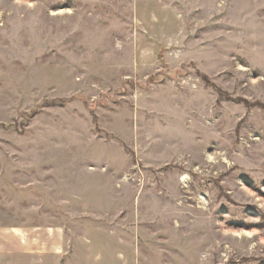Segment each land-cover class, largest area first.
<instances>
[{"label":"rangeland","instance_id":"obj_1","mask_svg":"<svg viewBox=\"0 0 264 264\" xmlns=\"http://www.w3.org/2000/svg\"><path fill=\"white\" fill-rule=\"evenodd\" d=\"M0 264H264V0H0Z\"/></svg>","mask_w":264,"mask_h":264}]
</instances>
